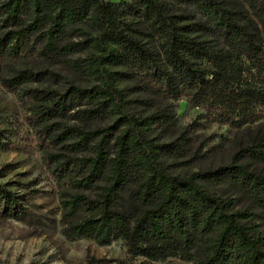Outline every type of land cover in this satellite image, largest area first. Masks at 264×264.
Returning a JSON list of instances; mask_svg holds the SVG:
<instances>
[{
    "label": "trees",
    "instance_id": "1",
    "mask_svg": "<svg viewBox=\"0 0 264 264\" xmlns=\"http://www.w3.org/2000/svg\"><path fill=\"white\" fill-rule=\"evenodd\" d=\"M243 1L258 22L247 24L221 0H0V83L17 99L59 188L66 240L120 241L131 258L153 264H264L260 216L202 186L231 185L264 209V173L240 164L264 163V142L254 139L230 164L189 176L163 162L185 156L198 131L264 121V0ZM62 57L93 85L38 89L29 85L46 81L48 71L6 75L11 62ZM129 80L185 103L197 118L174 142L159 143L155 127L178 119L132 114L119 87ZM98 123L107 126L88 127ZM129 190L136 209L121 210ZM2 199L15 206L0 185Z\"/></svg>",
    "mask_w": 264,
    "mask_h": 264
},
{
    "label": "rangeland",
    "instance_id": "2",
    "mask_svg": "<svg viewBox=\"0 0 264 264\" xmlns=\"http://www.w3.org/2000/svg\"><path fill=\"white\" fill-rule=\"evenodd\" d=\"M221 1L232 10L241 12L247 24L252 25L258 20L243 0ZM142 40L152 50L158 51L157 44L151 38L143 37ZM67 58L71 57H62L58 63L42 58H24L11 62L6 75L29 68L49 72L46 81L30 84L31 88L64 91L72 85L91 87L92 81L78 75L67 63ZM119 87L130 101L132 114L147 117L166 111L177 117L176 126L165 124L155 127L153 137L159 143L174 142L185 134L187 127L197 118L198 112L187 108L185 103H173L152 96L142 91L136 80L120 81ZM106 126L107 123H98L88 127L98 129ZM224 138L228 140L226 145L213 149ZM254 139L264 142V121L242 130L213 126L194 134L185 156L164 157L163 162L173 175L189 176L195 172L215 170L230 164L234 154L240 148L249 146ZM36 144L17 99L0 83V185L12 192V200H15V206L11 205L12 201L4 199L0 205V264H153L131 258L120 241L99 246L91 241L69 242L64 238L61 232L64 217L59 188L45 167ZM240 164L249 171L264 173V163L242 160ZM202 186L222 198H234L238 201V208L258 214V222L264 231V209L233 186L207 183H202ZM132 193L131 190L125 193L121 210L136 209ZM156 264L189 263L170 260Z\"/></svg>",
    "mask_w": 264,
    "mask_h": 264
}]
</instances>
